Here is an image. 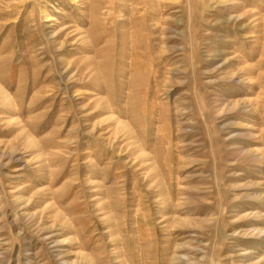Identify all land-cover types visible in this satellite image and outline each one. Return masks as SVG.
I'll use <instances>...</instances> for the list:
<instances>
[{
  "label": "rangeland",
  "instance_id": "1",
  "mask_svg": "<svg viewBox=\"0 0 264 264\" xmlns=\"http://www.w3.org/2000/svg\"><path fill=\"white\" fill-rule=\"evenodd\" d=\"M0 264H264V0H0Z\"/></svg>",
  "mask_w": 264,
  "mask_h": 264
}]
</instances>
